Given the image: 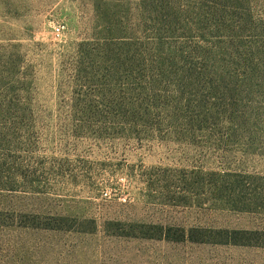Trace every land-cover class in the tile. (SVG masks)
<instances>
[{"label":"rangeland","instance_id":"rangeland-1","mask_svg":"<svg viewBox=\"0 0 264 264\" xmlns=\"http://www.w3.org/2000/svg\"><path fill=\"white\" fill-rule=\"evenodd\" d=\"M0 264H264V0H0Z\"/></svg>","mask_w":264,"mask_h":264},{"label":"trees","instance_id":"trees-1","mask_svg":"<svg viewBox=\"0 0 264 264\" xmlns=\"http://www.w3.org/2000/svg\"><path fill=\"white\" fill-rule=\"evenodd\" d=\"M164 13L168 15V12L165 11ZM139 108L142 109V107H140V106H139ZM134 113L138 114L137 109H134ZM146 229L155 230L156 232H160V233H156L155 235H152V234L144 235L146 238H157V236H159V237L165 238L167 240H175V241L181 240V239H177L176 237H172L170 234L165 235L164 229L162 226H151L150 228H146ZM203 233H206V232H202L201 237H197L196 235L195 236L191 235V237H189V239L192 242H197V243L212 242V241H210L211 239H207V237H205L207 235H203ZM215 235L218 238H222L221 240H224V241H222L224 243H229V244H233V245L245 244V243H242V241H240L241 240L240 238H243V236L246 234H240V232H228L225 230H218V232H216ZM185 238H186V234H183L182 239H185Z\"/></svg>","mask_w":264,"mask_h":264},{"label":"built area","instance_id":"built-area-1","mask_svg":"<svg viewBox=\"0 0 264 264\" xmlns=\"http://www.w3.org/2000/svg\"><path fill=\"white\" fill-rule=\"evenodd\" d=\"M60 31H61V28L60 27H57L56 32L57 33H60Z\"/></svg>","mask_w":264,"mask_h":264}]
</instances>
